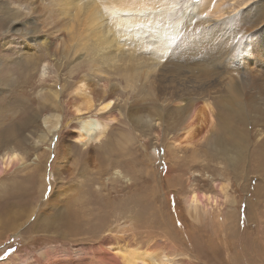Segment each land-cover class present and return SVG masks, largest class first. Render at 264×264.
Here are the masks:
<instances>
[{"label": "rangeland", "instance_id": "obj_1", "mask_svg": "<svg viewBox=\"0 0 264 264\" xmlns=\"http://www.w3.org/2000/svg\"><path fill=\"white\" fill-rule=\"evenodd\" d=\"M78 1L0 0V155L15 150L21 158L18 163L0 174V264L28 262L45 264L46 260L57 262L56 260L64 254L79 259L84 253H96L99 247L98 251L105 249L109 243L114 244L117 239L124 238L127 241L134 239L133 242L142 245L152 236L155 238L165 236L171 242L172 238L178 240V243H173L178 247V251L182 250L185 253L183 256L190 264H264L254 262L256 259L264 260V230L262 233L259 232L261 228L264 229V118H260L262 112L264 116V67L260 66L264 65V52H257L259 45L264 47V22L261 23V28L255 27L252 25L253 19L250 18H253L257 11L260 13L258 10L260 7L258 9L254 7L249 15L241 18L239 14L243 10L242 5H237L240 0H222V5L219 0H214L213 3V0H175L178 2L177 7L165 15L168 23L182 19V23L191 25L193 30L196 28V33L192 31V35L190 34L189 38L187 36L189 40L197 37L194 40L202 42L207 37L203 33L212 29L211 32L217 34V40H214L216 43H211L212 45L202 43L205 46L209 45L205 50L208 54L211 51L223 52L229 48L232 52L228 54L232 53L233 56L234 53V56L240 57L244 53L245 43L250 42L252 38L254 45L259 44L256 53L251 54L256 61L254 72L222 74L212 78V82L199 80L201 84H192L196 90L202 87L206 90L209 88L208 94L211 98H217L220 94V97L223 95L225 99L237 104V100L231 98L233 93L227 88L241 82L240 90L248 96V101L245 100L247 105L254 104L262 111L253 112L249 106L244 108L245 112L240 116L234 113L237 111L236 106L233 107L234 112L227 111L232 114L229 117L231 131L235 133V130H240L245 133L247 141L245 146L248 151L244 153L243 161L231 171L227 166H221L218 161H216L218 165L212 161L216 159L215 154L209 152L206 147L200 148V152H203L200 156L205 157L207 154L209 159L206 158L203 163L192 162L189 151L170 150L167 140L170 136L164 135L160 139L152 136L145 139L142 136L143 140L136 138L141 136L139 133L145 128L125 119L128 106L130 104L132 107L136 106L134 108L138 112L137 117L142 113L147 117L149 113L162 112L154 109L164 105L167 93L151 99L146 95L147 92L142 94V89L128 96L121 90L124 97H116L121 107L119 122L110 125L107 134L100 139L101 142L71 145L65 140L64 135L60 136L52 129L54 115L48 104L44 105L43 93L51 89V86L55 87L54 80L61 87L75 80L73 74H84L85 66L78 68L77 71L83 57L78 55L81 59L75 58L73 62H69L70 64H66L67 67L65 65L60 73L57 72L55 62L51 61L54 58L33 72L31 60H27L29 56L25 55L42 56L44 51L34 46L32 42H27L24 48L21 42L25 38L47 37V41L52 42L53 49L56 46L60 48L63 42L75 35L79 36V33L81 37L95 34L91 18L85 26L80 25L82 9L78 11L79 8L75 7L79 13H74L75 3V6L82 7ZM253 1L257 3L260 0ZM71 2L72 9L69 7ZM215 2L216 4L219 2V10L221 8L223 18L227 20L212 26L214 22L222 19L206 10L207 6L213 7ZM104 4L102 10L108 12L106 10L109 6L106 8ZM193 4L204 7L193 9ZM189 12L191 15H188ZM250 27L255 28V31L253 29L252 32ZM177 31L179 32L178 29ZM150 41L151 39L147 40L148 43H151ZM153 46L156 45L152 44L151 47ZM173 47L174 45L171 49ZM205 51L198 54L207 53ZM20 52L22 53L19 55ZM246 56L247 54L244 59ZM43 57L48 61L46 56ZM74 62L78 65L73 76L71 75L73 78L71 80L69 71L72 70ZM237 65L228 70L234 68L238 70ZM24 71H29V75H25ZM255 91L256 99L253 98ZM199 93L200 91L190 89L187 96L198 97ZM66 97L64 94L62 101ZM216 112L218 117L224 115L219 109ZM36 114L39 116L37 121L34 120ZM46 134L47 137L44 138ZM219 134L224 137L225 143L234 141L226 130L222 129ZM137 141H140V144ZM60 143L69 150V153L65 162L60 161L64 167L62 169L65 170L58 172L56 152ZM39 167L41 169L38 173L32 170ZM210 176L222 185L229 182L227 187L229 201L221 200V216L224 220L227 213L233 212L234 216L223 225L221 224L223 218L219 216L221 226L215 222L217 218L212 210L206 214L200 211L199 218L192 219L185 208V197L193 188L203 193H215ZM173 183L176 187L169 188L168 186ZM76 221L81 222L82 226L86 223L90 225L87 229L81 230ZM95 221L96 224L105 227L100 234L89 233L93 231L91 226L99 233ZM202 232L205 233L204 237ZM42 256L48 258L44 260Z\"/></svg>", "mask_w": 264, "mask_h": 264}, {"label": "bare ground", "instance_id": "obj_2", "mask_svg": "<svg viewBox=\"0 0 264 264\" xmlns=\"http://www.w3.org/2000/svg\"><path fill=\"white\" fill-rule=\"evenodd\" d=\"M100 2L103 4L105 3V7L109 6L108 10H106L108 12L102 10L103 4L100 5ZM213 2L214 0L212 3ZM219 2L222 5V0H219ZM78 3H80L82 7H80V5L79 7L75 6V3L74 8H79L78 11H80V8L82 9L81 12L83 13L80 12L82 15L80 25L85 26L87 21L91 18L90 20H92L95 27V34L93 33V35L89 37H81L80 33L79 36H76L75 32L77 31H75L73 33L75 37H73L74 35L72 34L73 38L63 42L60 48H57L56 46L53 49L51 45L52 42L47 41V37L34 39L25 38V40L21 42V46L24 48H26L27 42H32L34 46L44 51V55L42 56H35L33 54L25 55L29 56L27 60H31V70L33 72H36L41 65H47L46 62L49 63L51 58H54L51 61L55 62L56 69H58L57 72L60 73L66 64H70L75 58L81 59V56L83 57V59L80 60L82 62L81 65L77 67L78 64L74 62L72 70L69 71V78L71 80L74 78L75 80L68 82L65 86L63 85L61 87L57 85V81L54 80L55 87L53 88V86H51V89H48L43 93L44 105L47 103L51 111H53L54 122L51 124V126H53L52 129H55L58 132V135H64L65 140L71 145H76L77 143L85 145L92 141H100V139H103L107 134L110 125L119 122V110L121 107L118 105L116 97H124L121 90H123V93L128 96L130 93L142 89V94L147 92L146 95H149L151 99L157 98L164 93H167L168 97L164 105L158 106L154 109L162 112L149 113V116L147 117H145L143 113L137 117L136 114L138 112L136 111V108H134L136 106L132 107V104L128 106V109L125 108L127 109L125 119H128L133 124H137L138 127L145 128L142 133H139L141 136L136 137L138 140L142 139V136L144 139L149 136L155 137L156 139H160L161 137H164V135L170 136L167 137V140L169 141L168 147H171L170 150L172 149L174 152L182 150L189 151L193 159L192 162L203 163L206 158H208L207 154H205V157L200 156V154L203 153L200 152V148L202 149L203 147H206L210 150H208L209 152L215 154L216 159H213L212 161H218L221 166H227V169L231 171L237 166V164L239 165V162L243 161L244 153L248 152L245 146V144H247L245 133H242L240 130H235V133L231 131V121L229 117L232 114L227 111L232 110L234 112L235 110L233 107L236 106L235 108L237 111L234 113L237 114L236 116H240L245 112L244 108L246 106H249L253 112L259 111L260 108L258 109L254 104L247 105L246 101H248V96L240 90L242 85L241 82H236L227 88L228 91L233 93L231 98L232 100H237V104L232 103L231 100L225 99L223 95L220 97V94L217 98H211V95L208 94L209 88L206 90L205 87H202L196 90L192 84H201L199 80L212 82V78L222 74H240L243 71L247 73L254 72L256 61L255 57L251 54L258 50L259 44L254 45L253 38L250 42L245 43L246 46L243 48L244 53L240 57L234 56V53L233 56L232 53L228 54L232 52L229 48L227 49L229 52H226L227 50H224V53L222 51H217L218 53L211 51L208 54L205 50L208 49L209 45L205 46L202 43H210V45H212L211 43H214V40H217V34L215 35V33H212V29L208 30L207 33H203L207 36L204 41L196 42L194 39L197 37H195L193 40L190 39V42V40L187 39V36L189 38V35H192V31L195 32L196 28L193 30L191 25L189 26L187 23H182V19L174 23L167 22V16L165 17V15L178 5V2L175 0H79ZM202 3H204V1ZM218 3L216 4L215 2L213 7H208L206 5V8H208L206 10H208L211 15L222 18L218 22H212V26L218 25V23L227 20V18H223V12L221 11V8L219 10ZM209 4H211V2H209ZM72 5L73 3L71 6L69 4L71 9L73 8ZM237 5H242L243 10L241 13L239 12V17L241 18H245L246 15H249V12L252 11L254 7L257 9L260 7L258 9L260 13L257 11L253 15V18L250 16L248 17L253 19L252 25H255V27H262L261 23L264 22V0H260L257 3L253 0H240ZM200 6L201 5L198 4L191 7L193 9H198L202 6L204 7V5ZM64 9H66V7ZM77 9L76 11L73 10L74 13L78 12ZM68 14L70 16V12ZM188 15H191V13L189 12ZM188 15L187 17H189ZM232 16L234 15L232 14ZM239 19L240 18H238V20ZM119 26H121V28H119ZM80 28L82 27L80 26ZM206 29L204 31H206ZM253 29L255 31V28H252V32ZM103 30L106 32L105 35ZM228 30L230 29L228 28ZM246 30L247 29H245V31ZM241 31L244 32V30ZM89 33H91V31ZM101 33L103 35H101ZM195 36L198 35L195 34ZM237 36L240 37L239 35ZM148 39H151V43L147 42ZM226 39L228 40V38ZM152 44H155L156 46L151 47ZM237 44H235V46H237ZM171 45H174L172 49ZM219 47L217 48L219 49ZM259 47L260 48L257 52H264V47H261L260 45ZM202 51L207 53L198 54V52L201 53ZM21 53L22 52H20L19 55ZM246 54L247 56L244 59ZM43 56H46L48 61L45 60ZM235 64H238V70L235 68L234 70H228ZM82 66L86 67L84 74H73V72L76 71V67L78 71V68ZM260 66L264 67V65ZM240 67L243 69H240ZM24 73H26L25 75H29L30 72L24 71ZM190 89L192 91H200L198 97H188L187 93ZM163 90H167V92H164ZM225 90L226 89H224L223 92H225ZM152 92H154L153 95L151 94ZM64 94L65 97H67L62 101ZM256 97L257 92L255 91L253 98L256 99ZM218 109L224 114L223 116H217L216 110ZM261 109L263 110V108ZM262 113L260 116L261 119L264 118ZM35 116L34 120L37 121L39 116L37 114ZM71 123L73 125H71ZM222 129L228 131L231 135V139L234 140L233 142L228 141V143H225L223 141L224 137L222 138L219 134ZM46 137L47 134L44 138ZM137 142L140 144V141ZM203 151L205 152L206 149ZM56 153L58 155V167L56 168V171L59 172L65 170L62 169L63 166L61 162L67 160L69 150L65 149L63 144L60 143ZM149 156H151V154H149ZM154 157L153 159H156ZM20 160L21 158L15 153V150L1 154L0 174L7 171L10 166L18 163ZM40 169L41 168L39 167L32 170L38 173ZM44 174H46V171ZM211 180L215 193H203L193 188L185 197V208L192 219H198L200 211L206 214L212 210V212L215 213V218H217L215 222L221 226V224L223 225L234 216L233 212H230L229 214L227 213L225 220L221 216L222 213L220 208L222 207V201H229V195L227 192L229 182L226 185H222L221 183H217L212 177ZM179 182L180 177L178 176V183ZM168 187L173 188L176 186H174L173 183ZM150 205L154 207L153 204ZM219 216L223 218L221 219V224L219 222ZM76 222L81 226V230L87 229L90 225V223H86L85 226H82L80 224L81 222ZM106 223L107 220L105 224ZM96 226L97 229L100 230L99 233L96 232L92 226L91 229L93 231H90L89 233L100 234V232H103L105 229L102 224H96ZM261 229L259 230L260 233L264 230ZM107 231L111 232L109 230ZM202 234V237H204L205 233L202 232ZM114 237L117 238L116 236ZM133 240L127 241L124 238L117 239L114 244L109 243L105 249L102 248L101 251H98L100 249L98 246L99 249L96 253H84L82 257H78L79 259L71 258L66 254L57 259V262H49L46 260L48 258L47 256H42V258L46 260L45 264H190V262L184 258L185 256H183L185 253L182 250L178 251V247H176V244L174 243H178L179 241H176L175 238H172L173 243L165 236L164 238H155L152 236L151 238H147L146 242L144 241L145 243L142 245L133 242ZM257 261L264 263V260L259 259H256L254 262L256 263ZM29 263L30 262H28V264Z\"/></svg>", "mask_w": 264, "mask_h": 264}]
</instances>
